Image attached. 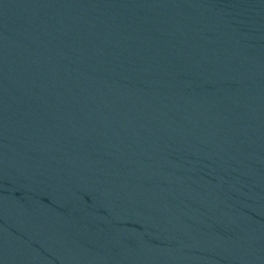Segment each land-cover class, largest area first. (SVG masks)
<instances>
[{"label": "water", "instance_id": "obj_1", "mask_svg": "<svg viewBox=\"0 0 264 264\" xmlns=\"http://www.w3.org/2000/svg\"><path fill=\"white\" fill-rule=\"evenodd\" d=\"M0 264H264V0H0Z\"/></svg>", "mask_w": 264, "mask_h": 264}]
</instances>
